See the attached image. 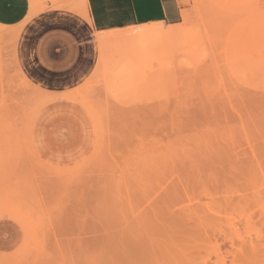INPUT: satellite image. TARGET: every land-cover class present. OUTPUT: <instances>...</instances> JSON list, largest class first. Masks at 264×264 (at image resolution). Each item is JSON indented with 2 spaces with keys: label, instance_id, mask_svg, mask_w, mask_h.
Listing matches in <instances>:
<instances>
[{
  "label": "rangeland",
  "instance_id": "374dc122",
  "mask_svg": "<svg viewBox=\"0 0 264 264\" xmlns=\"http://www.w3.org/2000/svg\"><path fill=\"white\" fill-rule=\"evenodd\" d=\"M186 9L166 37H108L65 91L22 68L23 26L2 29L0 264L146 261L165 231L180 264H231V240L234 263L264 264V0Z\"/></svg>",
  "mask_w": 264,
  "mask_h": 264
},
{
  "label": "crops",
  "instance_id": "0c3cea01",
  "mask_svg": "<svg viewBox=\"0 0 264 264\" xmlns=\"http://www.w3.org/2000/svg\"><path fill=\"white\" fill-rule=\"evenodd\" d=\"M37 2L31 16L32 4ZM0 0V26L21 29L19 61L49 90H72L96 70L101 39L148 26L184 22L189 0Z\"/></svg>",
  "mask_w": 264,
  "mask_h": 264
},
{
  "label": "bare ground",
  "instance_id": "6f19581e",
  "mask_svg": "<svg viewBox=\"0 0 264 264\" xmlns=\"http://www.w3.org/2000/svg\"><path fill=\"white\" fill-rule=\"evenodd\" d=\"M38 5V3L35 1V2H33V4H32V10H31V16L32 15H34L35 13H37L36 12V6ZM4 27H2V26H0V35H1V33H2V29H3ZM169 28H173L172 26H170V27H168V29H165L164 28V26H162V25H157V26H148V27H145V28H142V29H140V30H137L135 33L134 32H132V33H134V34H131L130 36H132V38H138V39H141L140 41H141V43L142 44H144V42H142L143 40L142 39H146L147 41L150 39H156V38H163V37H166V36H168V34L170 33L168 30H169ZM15 34V35H14ZM11 35L12 36H14V38L15 39H17V38H19L20 39V37H21V30L20 29H16L15 30V33H14V31H12L11 32ZM130 38V37H129ZM111 41H116V37H112V38H110V39H108L107 37H104V38H102L101 39V46L103 47V46H105L107 43H109V42H111ZM28 80V79H27ZM36 87V86H35ZM42 90V89H41ZM104 228H106V227H104ZM107 229V228H106ZM104 230V229H103ZM108 231V230H107ZM166 232V233H165ZM164 232V234H162V235H164V236H166L167 237V244H165L166 246L165 247H163L162 246V244H160V242H157L156 240L153 242V247L150 249V250H148L149 251V253H150V256H151V259L150 260H146L145 261V251H140V250H135V251H132L131 253L132 254H134V255H130V251H128V250H130V248H129V246H127L129 249H125L124 251H123V249L126 247H124V245H125V243L126 242H128V243H131L130 245H136V244H140V243H142V244H144L145 246H147L149 243L148 242H150V241H142V240H137V238L134 236H125V235H122L123 237H125V241H124V238H122L123 239V241H121V243H122V245H123V247L124 248H122L121 246V248H119L118 246H119V244H120V242H118L119 240H120V238L118 239V241H117V239H116V237H112V236H110L111 238H114V242H113V239H112V244H114L115 242H117V243H119L118 244V250H120V249H122V251L120 250L119 252H118V250L117 251H114V253H116L114 256H119L118 257V259H119V261L117 262L118 264H127V261H129L128 260V258H134L135 256H138L139 257V260H138V262H141L140 264H180V260L178 259H176L175 257H174V254H173V252L176 250V249H174L172 246H170L169 244L170 243H172L173 244V246H175L176 247V244H175V242L178 240V236H177V234H175L176 232H174L173 234H172V236L170 235L171 233H172V231H170L171 233L169 234V231H165ZM170 236H169V235ZM176 235V236H175ZM109 237V238H110ZM129 237V238H128ZM131 237H133V238H131ZM161 237V236H160ZM160 237H159V240H160ZM165 237V238H166ZM169 237H171V238H169ZM173 237H174V239L176 238V240L175 241H173L174 239H173ZM118 238V237H117ZM131 238V239H130ZM116 239V240H115ZM168 239H169V244H168ZM170 239L172 240V241H170ZM225 239H227V238H225ZM109 240H111V239H108V241ZM130 240V241H129ZM133 240L134 241H136L135 243L133 242ZM158 240V239H157ZM158 240V241H159ZM132 241V242H131ZM231 242V243H230ZM229 243H230V248L232 249V251H231V255L233 256V258L235 259V261L237 260V261H239L240 260V263L242 262V261H244V260H241L242 259V257L240 256L242 253H243V255H244V252H242L241 250H242V248H241V250L240 249H238V248H236V244H235V242L233 241L232 242V240L230 241ZM127 244V243H126ZM121 245V244H120ZM251 254L253 255V256H256V250H255V248L253 247H251ZM119 254H118V253ZM172 256V260H171V258H170V255ZM126 256V257H125ZM241 257V258H240ZM125 258V259H124ZM127 258V259H126ZM239 259V260H238ZM245 260H246V258H245ZM223 261V260H222ZM235 261H232L233 262V264H236V263H234ZM121 262V263H120ZM231 262V261H230ZM232 262H231V264H232ZM113 263H114V261H113ZM248 263H249V261H248ZM115 264V263H114ZM222 264H226V262H225V259H224V261L222 262ZM251 264H256L255 262H253V263H251ZM259 264V263H258ZM261 264V263H260Z\"/></svg>",
  "mask_w": 264,
  "mask_h": 264
}]
</instances>
